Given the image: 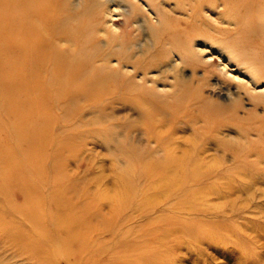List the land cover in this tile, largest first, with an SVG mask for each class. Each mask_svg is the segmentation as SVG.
<instances>
[{
  "label": "bare ground",
  "instance_id": "6f19581e",
  "mask_svg": "<svg viewBox=\"0 0 264 264\" xmlns=\"http://www.w3.org/2000/svg\"><path fill=\"white\" fill-rule=\"evenodd\" d=\"M58 1L60 0H0V264H92L95 258L92 260L87 255L90 254L87 243L90 242V252L95 244L100 245L98 239H91L92 236L104 234L107 238V233L113 227L118 225L121 228V223L132 220L135 213L138 215L143 212H139L140 208L137 206H131L133 199L141 192H137L132 182H126V178L125 183L112 187L116 198L107 195L101 199L105 202H100L92 192L81 189L79 184L68 179L65 155L71 156V152L68 153L69 149L67 150L63 141H55L61 135H66L62 133L63 128L59 130L58 127H64L72 117L64 112L54 114L59 104L64 106L80 104L81 101L98 102L102 93L109 88L107 80L110 77L108 73H104L102 66L99 67V64L98 68L90 67L97 53L94 50L83 51L82 46L92 36L105 34L108 28L113 34L117 28L109 20L114 15L125 16L126 26L132 32L128 33L130 45L125 50L132 49V52L121 53L120 43H112V50L101 58L108 65L115 62L111 68L122 72L126 80L120 83L121 89L132 90L138 86L141 89L145 87L144 82H155L154 78L161 77L163 73L170 74L166 76L169 78L177 77L180 64L190 63L194 67L208 65L216 54L220 59V68L217 69L220 75L238 87L232 91H239L233 103L239 105L242 96H246V100L250 102L248 110H243L239 117L236 105L232 102L231 108L228 107L229 103L228 106L221 102L210 103L207 98L202 97L203 91L199 86H193L192 82H182L177 88L180 91L179 104L186 99H197V113L203 119H250V129L255 130L259 139L264 142V0H179L187 5V9L183 11L186 16L173 19L174 14L170 20L169 16L166 18L163 15L157 0H92L82 14L96 21L95 24L92 21L89 22L90 26H86V21L81 27L80 22V25L70 31L66 27L72 16L60 12L57 8ZM64 1H68L72 9H75L83 0ZM218 2L225 7V18L231 27L215 26L207 15H203L204 5L215 8ZM136 4L140 8L139 13L133 12L130 16L127 7ZM178 12L180 11H176ZM97 14L99 18L95 19ZM71 22L73 25V21ZM82 35L83 42L80 41ZM62 41L70 44L77 41V45L82 46L71 52H64L57 46ZM146 57L149 60L141 62ZM129 79L131 80L127 82ZM109 85L118 89L116 80ZM166 86L170 84L164 81L154 83L150 88L164 91ZM189 91L192 94H186L191 93ZM257 150L264 154V147H258ZM176 159L168 154L159 160L149 161L145 166L149 174H161L158 181L155 180L152 184L158 191L155 201H145L143 206L146 210L156 209L159 200L168 199L173 190L180 192L182 179L165 172L182 164V158L180 161ZM138 173L140 176L141 172ZM187 191L190 193L191 190ZM113 199L117 201L114 205ZM104 203L111 206L110 210H103ZM127 207H130L131 215L125 212ZM64 215L69 217L68 222L60 221ZM166 229L180 238L185 237V234L192 238L190 233L195 227L190 226L184 231L178 223L173 222L165 225L164 230ZM156 241L159 242L158 239ZM92 253L91 256H96ZM97 254V257L101 255ZM170 256L159 257L153 251L129 261L115 260L109 264H160L163 262L159 261L166 262Z\"/></svg>",
  "mask_w": 264,
  "mask_h": 264
},
{
  "label": "rangeland",
  "instance_id": "374dc122",
  "mask_svg": "<svg viewBox=\"0 0 264 264\" xmlns=\"http://www.w3.org/2000/svg\"><path fill=\"white\" fill-rule=\"evenodd\" d=\"M91 1L83 0L82 4L75 9H72V5H69L68 1H58L57 8L60 9V12L72 16L69 26L66 27L67 31L80 24L81 27L84 26L86 21V26H90L89 22H92L93 19L87 18V15L82 13ZM133 1L136 2V0ZM157 1L160 3L159 8L163 11V15L166 18L169 16V20L174 14L173 19L174 17L181 19L186 16L183 11L187 9V5L182 4L179 0ZM219 4L218 2L217 7L214 6L215 8L212 5H204L203 15H207L209 21L211 19V23L215 26L231 27L225 18V7ZM127 9L130 16L133 12L134 14L139 13L140 10L137 4L128 6ZM176 11L180 12L176 13ZM96 16L95 19L99 18L98 14ZM71 21H73V25ZM111 21L117 28L116 33H110L108 28L105 34L98 33L97 36L89 37L90 39L87 40L89 43L86 42L81 46L83 51L94 50L97 53L90 67L98 68L100 64L99 67L102 66L104 73H108L110 77L107 83L114 84L116 80L118 89L107 84L109 88H107V92L102 93L98 102L81 101L80 104L64 106L59 104L54 111L56 115L64 112L72 116L64 127H58L59 130L63 128L62 133H66L67 136L61 135L55 140L63 141L67 145V150L69 149L68 153L71 152V156L65 155V172L68 179L79 184L81 189L92 192L100 202H105L101 199L107 195L116 198L112 187L119 183H125V178L126 182L133 183L137 192L140 190L142 193L133 199L134 205L131 206H137L140 208L139 212L140 210L143 212L138 215L135 213L132 220L125 223H121L120 220L121 228L117 225L107 233V238L110 240L104 234H102L103 236L93 235L91 239H98L100 245L95 244L91 252L89 251L91 249L90 242L87 243L90 253L87 255L92 260L95 258L92 264H96L100 260L99 264H109L115 260L129 261L135 257L139 258L143 253L153 251L159 257L171 255L168 260L165 258L166 262L159 261L163 262L160 264H264V154L257 150L258 147H264V142L259 139L255 130L250 129L251 125L249 124H252L250 119L245 120L242 117L240 121L232 119L214 121L201 118L197 113L199 107L197 99H186L179 104L180 91L177 88L182 82L185 84L192 82L193 86H199V89L203 91L202 97L207 98L208 102H221L227 104L226 106L229 103V108L235 104L239 117L243 114V110H248L250 102L246 100V96H242L243 99L239 105L233 103L239 91L238 89L233 93L232 91L238 87L234 82L220 75L217 70L220 68V59L216 54L212 56L208 65L201 64L194 67L190 63L180 64L177 69V77L169 78L166 76L170 74L163 73L161 77L154 78L155 82H144L145 87L141 89L139 86L132 90L131 88L121 89L120 83L126 80L122 72L111 68L114 67L115 62L108 65L109 63L101 57L112 50V43H120L121 53L132 52V49L125 50L130 45L131 38L128 37V33L132 32L126 26L124 15H114L109 20L110 23ZM95 22L93 21L94 24ZM86 31L82 32L86 34ZM135 35H137L136 32ZM83 37V35L80 36L81 42H83ZM139 37H142V33ZM151 37L153 38V35ZM100 41L107 43L103 45L104 42ZM72 44L73 46H71ZM57 46L64 52H71L73 49L81 47L77 45V41L71 44L68 41H62ZM148 60L149 58L146 57L141 62L144 63ZM224 61L226 62V60ZM181 77L183 78L181 79ZM164 81L171 87L166 86L164 91L150 88L154 83ZM189 92L191 93L186 94H192V91ZM240 105L241 107H239ZM168 154L175 159L177 157L176 160L179 161L182 158L183 165L171 167L165 172L173 177H180L182 188L183 186L185 188H181L180 192L173 190L168 199H160L157 206L155 205L156 209L148 211L143 205L146 202L155 201L158 191L152 184L158 181L161 174H149L145 166L149 161L159 160ZM185 156L187 157L185 158ZM138 172H141L140 176ZM64 184L67 182L64 181ZM187 190H191L190 193ZM187 192L188 195H186ZM112 202V205L117 203L115 199ZM104 205L103 210H110L111 206L107 203ZM130 207L125 208L126 211L124 210L128 215H131ZM68 220L67 215L60 218L61 222H68ZM173 222L178 223V226L184 228V231L190 226L195 227V231L190 233L192 238H189L188 234H185L184 238H180L174 233L171 234L170 230H164L165 225H170ZM147 225L148 227H145ZM151 229L152 232H150ZM124 239L125 241H123ZM199 241L201 242L199 243ZM102 248H105L106 251ZM101 251L106 253L101 254ZM108 251L109 253H107ZM170 251L172 252L170 253ZM167 252L168 255H166ZM91 253L96 256H91ZM97 253L101 255L97 257Z\"/></svg>",
  "mask_w": 264,
  "mask_h": 264
}]
</instances>
